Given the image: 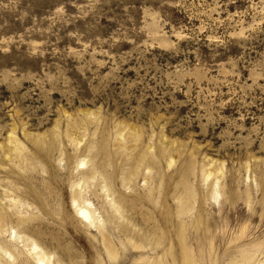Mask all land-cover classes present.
I'll return each mask as SVG.
<instances>
[{
  "label": "rangeland",
  "instance_id": "374dc122",
  "mask_svg": "<svg viewBox=\"0 0 264 264\" xmlns=\"http://www.w3.org/2000/svg\"><path fill=\"white\" fill-rule=\"evenodd\" d=\"M184 249L264 263V0H0V264Z\"/></svg>",
  "mask_w": 264,
  "mask_h": 264
},
{
  "label": "bare ground",
  "instance_id": "6f19581e",
  "mask_svg": "<svg viewBox=\"0 0 264 264\" xmlns=\"http://www.w3.org/2000/svg\"><path fill=\"white\" fill-rule=\"evenodd\" d=\"M218 195V193L216 194ZM79 199V195L77 194H74L73 196V200L74 202H76L77 200ZM187 208V207H186ZM160 211V210H159ZM78 213L81 215V217L84 219V220H87L88 222L91 223V214L90 212L87 210V209H84L82 207H79L78 208ZM187 213V211L184 209V208H180V211H179V216L181 215H185ZM159 216V215H158ZM163 217V216H162ZM163 221V220H162ZM165 223V222H164ZM143 227H140L138 231H136V227H137V224H133L132 227H128L129 228V236L131 237V241H133V239H138V243L135 242V247L136 248H140V249H148L146 250L147 252H151V253H154L157 251L156 248H158L159 245H161L164 241H162L161 239H156L154 237H156L157 235H155V232L153 230H151L148 226L151 225L150 224V221H144V224H142ZM155 225V224H154ZM163 225V224H162ZM167 226V224H166ZM153 228V226H151ZM155 228V227H154ZM135 230V231H134ZM128 231V230H127ZM142 231V232H140ZM157 232V231H156ZM163 232V231H162ZM142 233V234H141ZM144 233L147 235L144 236ZM151 238H150V237ZM161 236V235H160ZM134 242V241H133ZM182 243L185 245V241H184V238L182 240ZM134 244V243H133ZM135 248V249H136ZM35 251V252H34ZM32 254L33 256L36 258V260L38 262H42L44 261L45 257H46V253L39 250V247L37 245L33 246L32 248ZM180 255V254H179ZM245 255V254H244ZM257 263V259L255 258V256H252V255H249V256H245V258H243L242 262H237V263H233V264H256ZM161 264V263H160ZM180 264H196L194 259H193V256H192V253L191 252H187L185 251V249L183 250V253H182V260H181V263ZM264 264V263H262Z\"/></svg>",
  "mask_w": 264,
  "mask_h": 264
}]
</instances>
